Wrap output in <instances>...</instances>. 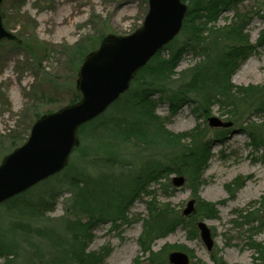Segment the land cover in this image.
<instances>
[{
    "label": "trees",
    "instance_id": "obj_1",
    "mask_svg": "<svg viewBox=\"0 0 264 264\" xmlns=\"http://www.w3.org/2000/svg\"><path fill=\"white\" fill-rule=\"evenodd\" d=\"M183 1L189 5L182 29L185 40L178 43L176 38L160 51L107 112L80 128L81 144L74 149L63 172L34 187L38 192L33 198H27L26 192L0 205L15 212L17 217L7 226L0 224V264H101L111 249L88 251L95 228L100 224L128 222V209L142 196L152 197L147 202L148 217L140 236L143 253H149L151 263L168 264L161 252L152 249L156 239L186 225L191 226L190 238H193L197 235L195 220L218 216L216 204L199 199L196 213L186 218L170 202L161 203L158 190L150 188L151 184H159L164 192L174 191L170 176L184 175L186 185L197 197L212 157V144L226 137L229 129H218L214 135L217 138H211L209 127L199 123L189 132L175 133L166 127V119L157 114L156 107L160 102L167 103L170 114L175 115L185 106H191L198 120L208 119L214 106L236 120L252 110L264 113V87L237 86L232 82L235 71L259 46L246 33L254 12L242 10V0ZM253 1L261 4L255 13H264V0ZM225 11H233L234 18L227 25L217 26ZM104 36L100 35L96 41L82 40L60 46L61 53L78 70L84 57L99 46ZM11 45L37 55L23 41ZM166 49L168 54L164 55ZM39 50L46 53L47 45L43 43ZM187 52L196 54L200 61L177 71ZM156 95L158 98H154ZM26 96L39 104L27 118L22 132L8 136L12 149L28 139L40 116L53 111L41 108L44 99H51L50 94L41 91ZM79 99L80 94L74 89L68 104ZM243 131L248 133L255 151H264V122L251 121ZM242 183L236 182V187ZM64 191L69 194L63 200L65 213L60 222L50 225L44 218H50L48 213L55 211ZM259 203L260 208L250 212L249 217L254 218L245 216V219L263 228L264 196ZM262 213V218L257 216ZM252 245L264 259V244L252 241ZM168 247V250L174 248ZM178 248L188 252L186 247ZM132 264H144L142 257Z\"/></svg>",
    "mask_w": 264,
    "mask_h": 264
},
{
    "label": "rangeland",
    "instance_id": "obj_2",
    "mask_svg": "<svg viewBox=\"0 0 264 264\" xmlns=\"http://www.w3.org/2000/svg\"><path fill=\"white\" fill-rule=\"evenodd\" d=\"M260 5L253 0H242L241 9L254 12L246 33L251 42L259 46L233 74L232 82L237 86L264 87V13H255ZM3 11L7 29L19 36L24 44H29L37 55L32 56L24 47H13L10 41L0 43V162L14 150L8 136L13 132H22L27 118L39 104L35 102L37 100L27 99L26 93L39 94L44 91L50 94L51 99H44L41 108L42 111H54L67 105L72 91L76 90L78 70L69 65L60 46L73 45L82 40L96 41L102 34L124 36L133 33L144 21L148 0H5ZM234 16L233 11L223 12L217 26L227 25ZM185 38L182 32L176 41L182 43ZM43 43L47 45L44 54L39 50ZM163 54L167 55L168 49ZM199 61L196 54L184 53L177 71ZM156 112L166 119V127L175 133L189 132L201 123L209 127L208 137L217 138L214 135L218 129L211 128L206 117L198 120L191 106H185L177 114L171 115L169 105L160 102ZM210 117L230 121L233 125L226 137L212 144V157L203 173L204 183L199 188L198 196L192 195L188 185L164 192L159 184H151L150 189H157L158 200L161 203L170 202L179 213L194 198L196 205L199 199L216 204L218 216L202 219L211 229L214 247L211 251L207 249L198 230L197 235L190 238L192 228L186 225L178 227L167 237L156 239L152 249L161 252L168 264L169 253L180 250L178 247L187 248L191 264H215L216 261L264 264V259L260 258L252 245V241L264 244V227L245 219L250 212L260 208L259 202L264 196V151H255L250 145L248 133L243 131L251 121L263 123L264 113L252 110L236 120L222 114L219 107L214 106ZM174 175L170 176V180ZM240 180L242 186L237 188L236 182ZM36 189L28 191L27 198L36 196ZM68 196L64 191L55 211L48 213L50 218H44L45 222L54 225L61 221L65 213L63 200ZM151 198L142 196L134 201L127 212L128 222L100 224L95 228L88 251L98 252L103 247L111 249L101 264H132L139 256L144 264H154L149 262V253L144 254L140 244L144 220L148 217L147 202ZM257 216L262 218L263 213ZM16 218L15 212L0 206L1 225L7 226ZM168 246L174 248L168 250Z\"/></svg>",
    "mask_w": 264,
    "mask_h": 264
},
{
    "label": "water",
    "instance_id": "obj_3",
    "mask_svg": "<svg viewBox=\"0 0 264 264\" xmlns=\"http://www.w3.org/2000/svg\"><path fill=\"white\" fill-rule=\"evenodd\" d=\"M0 0V43L22 40L5 26ZM189 6L183 0H148L142 25L128 35L109 33L99 47L89 52L76 77L81 97L55 111L45 113L33 124L27 141L5 155L0 162V204L27 192L41 182L61 173L80 143L79 129L104 114L131 86L138 72L181 32ZM212 128H230L233 123L217 117L208 119ZM174 187L185 185L182 175L172 178ZM192 199L183 210L188 217L195 212ZM209 251L214 239L205 221L196 224ZM170 264H190L182 251L168 256Z\"/></svg>",
    "mask_w": 264,
    "mask_h": 264
}]
</instances>
